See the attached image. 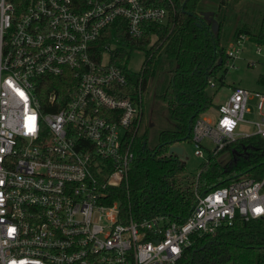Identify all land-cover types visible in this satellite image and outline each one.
Here are the masks:
<instances>
[{"label": "built area", "instance_id": "2783aa9c", "mask_svg": "<svg viewBox=\"0 0 264 264\" xmlns=\"http://www.w3.org/2000/svg\"><path fill=\"white\" fill-rule=\"evenodd\" d=\"M170 12L160 0H0V264H178L196 236L236 217L264 221V178L197 193L181 222L137 220L108 202L128 182L143 105L121 95L127 71L136 72L113 61L122 44L106 45L99 59L95 44L116 19L139 38ZM250 39L235 34L228 59ZM49 77H67L68 93L43 87ZM215 107L192 129L205 162L240 139L264 138V93L235 84Z\"/></svg>", "mask_w": 264, "mask_h": 264}, {"label": "trees", "instance_id": "16d2710c", "mask_svg": "<svg viewBox=\"0 0 264 264\" xmlns=\"http://www.w3.org/2000/svg\"><path fill=\"white\" fill-rule=\"evenodd\" d=\"M201 1L173 0L172 7L160 0L171 9L165 22H148L144 34L133 38L127 32L126 20L116 19L95 44V57L99 59L106 45L121 43L112 54L113 61L123 67L128 62V49L147 50L141 71H127L128 85L121 88L125 97L141 96L143 113L144 92L152 81L161 80L158 88H162L156 91L155 99L166 109V118L158 129L157 140L150 142L149 126L137 133L128 182L111 189L108 201H118L123 214L137 220L165 215L181 222L196 204L197 193L205 194L243 177L264 178V138L260 135L240 139L210 156L195 178L186 175V163L179 155L169 153L174 144L192 142L195 120L214 105L208 87L228 63L221 28L214 32L212 24L198 12ZM240 32L264 43V24L257 33L243 28L235 34ZM63 79L67 77H49L42 86L56 87L59 94L65 95L70 84ZM220 80L223 83L224 76ZM260 81L264 82L263 75ZM57 106L49 110H57ZM178 264H264V221L236 217L231 225L220 227L216 235L196 236Z\"/></svg>", "mask_w": 264, "mask_h": 264}, {"label": "rangeland", "instance_id": "374dc122", "mask_svg": "<svg viewBox=\"0 0 264 264\" xmlns=\"http://www.w3.org/2000/svg\"><path fill=\"white\" fill-rule=\"evenodd\" d=\"M221 1L202 0L198 12L212 24L214 32L217 33L221 28V44L227 51L237 29L245 28L251 33H257L261 24H264V0H225L224 4H221ZM257 44L262 46L261 53L256 51ZM146 59L147 50L136 49L132 52L127 66L133 71L140 72ZM262 75L264 76V43L247 40L241 54L236 59L229 58L226 66L218 71V79L214 80L215 86L208 87L214 105L200 115L216 116L218 111L215 106L227 99L235 84L264 93V82L260 81ZM221 76H224L223 83L220 80ZM160 86L161 80H154L144 92V113L140 133L149 126L151 143L156 142L158 129L166 118V109L155 99L156 91L162 88H158ZM246 118L256 117L253 113H247ZM243 129L253 130L249 124L243 125ZM181 145L184 151L179 156L186 163V175L195 178L200 173L205 159L196 155L193 142L186 141Z\"/></svg>", "mask_w": 264, "mask_h": 264}, {"label": "water", "instance_id": "95a60500", "mask_svg": "<svg viewBox=\"0 0 264 264\" xmlns=\"http://www.w3.org/2000/svg\"><path fill=\"white\" fill-rule=\"evenodd\" d=\"M183 151H184V148L181 144H174V145L170 146V148H169L170 154L180 155L183 153Z\"/></svg>", "mask_w": 264, "mask_h": 264}]
</instances>
